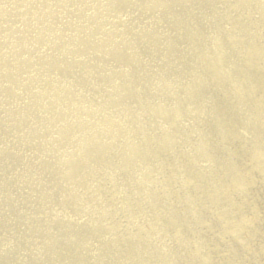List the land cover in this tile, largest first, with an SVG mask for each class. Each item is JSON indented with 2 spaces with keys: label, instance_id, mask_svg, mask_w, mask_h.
<instances>
[{
  "label": "bare ground",
  "instance_id": "bare-ground-1",
  "mask_svg": "<svg viewBox=\"0 0 264 264\" xmlns=\"http://www.w3.org/2000/svg\"><path fill=\"white\" fill-rule=\"evenodd\" d=\"M0 264H264V0H0Z\"/></svg>",
  "mask_w": 264,
  "mask_h": 264
},
{
  "label": "rangeland",
  "instance_id": "rangeland-1",
  "mask_svg": "<svg viewBox=\"0 0 264 264\" xmlns=\"http://www.w3.org/2000/svg\"><path fill=\"white\" fill-rule=\"evenodd\" d=\"M219 52H220V53H221V52H225V53H229V54H232V53H233L231 50H228V49H227L226 51L221 50V51H219ZM194 58L197 59L198 56L195 55Z\"/></svg>",
  "mask_w": 264,
  "mask_h": 264
}]
</instances>
